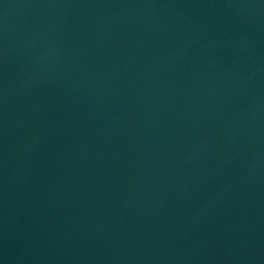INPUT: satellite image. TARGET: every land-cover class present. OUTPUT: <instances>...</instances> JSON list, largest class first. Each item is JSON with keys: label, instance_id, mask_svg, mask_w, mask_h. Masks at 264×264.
Segmentation results:
<instances>
[{"label": "water", "instance_id": "water-1", "mask_svg": "<svg viewBox=\"0 0 264 264\" xmlns=\"http://www.w3.org/2000/svg\"><path fill=\"white\" fill-rule=\"evenodd\" d=\"M0 264H264V0H0Z\"/></svg>", "mask_w": 264, "mask_h": 264}]
</instances>
